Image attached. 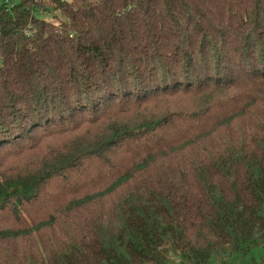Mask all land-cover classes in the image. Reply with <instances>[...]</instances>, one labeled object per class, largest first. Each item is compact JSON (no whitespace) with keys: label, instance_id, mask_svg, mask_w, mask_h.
I'll list each match as a JSON object with an SVG mask.
<instances>
[{"label":"trees","instance_id":"obj_1","mask_svg":"<svg viewBox=\"0 0 264 264\" xmlns=\"http://www.w3.org/2000/svg\"><path fill=\"white\" fill-rule=\"evenodd\" d=\"M263 241L264 0L0 9V264H209Z\"/></svg>","mask_w":264,"mask_h":264},{"label":"rangeland","instance_id":"obj_2","mask_svg":"<svg viewBox=\"0 0 264 264\" xmlns=\"http://www.w3.org/2000/svg\"><path fill=\"white\" fill-rule=\"evenodd\" d=\"M43 19H47L49 17L48 14H44L41 16ZM121 117H124L121 115ZM132 115H128L127 118L131 119ZM95 129L94 127H89L84 133V135L87 136H91L88 137L87 139H91L92 135L94 134ZM65 138V137H64ZM54 144H59L60 142L58 140H53L52 141ZM121 150L119 151H115L113 153V155H115V159H118V156L120 155ZM10 162L9 160H6V164ZM112 164V163H111ZM99 165L97 164V170H99ZM98 172V171H97ZM104 172V171H102ZM107 177L110 176V174L108 173L107 175H104ZM82 179H79V177H75L74 179H72L71 181H68V186L71 187H78L80 184V181ZM87 180V179H86ZM87 181H92L94 184L98 183V180H87ZM49 189H51L56 195V197L62 199L64 195L66 194H61L62 188L60 186V184L58 183V181H52L51 184L49 185ZM42 203H38V206H41ZM38 206H33V207H29L31 210H26L22 213L23 215H26V217L31 218V213L35 212L37 210L38 212ZM29 220V219H28ZM218 258V257H217ZM209 264H264V241L258 243L257 245L253 246L249 251H247L245 254H239L238 256L235 254H226V255H222L221 257L218 258V260H212L210 261Z\"/></svg>","mask_w":264,"mask_h":264},{"label":"built area","instance_id":"obj_3","mask_svg":"<svg viewBox=\"0 0 264 264\" xmlns=\"http://www.w3.org/2000/svg\"><path fill=\"white\" fill-rule=\"evenodd\" d=\"M21 0H0V9L4 8V9H11L13 8L18 2H20ZM62 2H67L69 0H60Z\"/></svg>","mask_w":264,"mask_h":264}]
</instances>
